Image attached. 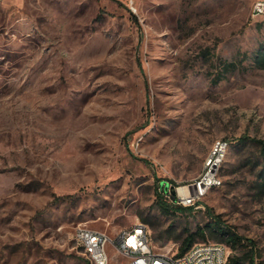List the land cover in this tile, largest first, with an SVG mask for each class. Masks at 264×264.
Segmentation results:
<instances>
[{
	"label": "rangeland",
	"instance_id": "1",
	"mask_svg": "<svg viewBox=\"0 0 264 264\" xmlns=\"http://www.w3.org/2000/svg\"><path fill=\"white\" fill-rule=\"evenodd\" d=\"M254 2L0 0V264H92L80 225L144 223L178 251L215 216L264 264ZM217 140L222 184L190 213H162L157 191L197 178Z\"/></svg>",
	"mask_w": 264,
	"mask_h": 264
},
{
	"label": "built area",
	"instance_id": "2",
	"mask_svg": "<svg viewBox=\"0 0 264 264\" xmlns=\"http://www.w3.org/2000/svg\"><path fill=\"white\" fill-rule=\"evenodd\" d=\"M252 11L254 16L264 14V0H255ZM226 148V141H216L202 173L192 182L178 187V204L198 207L210 189L222 184L219 171ZM180 187H187V191H180ZM75 237L92 264H110L113 256L122 257L123 264H230L229 247L224 243L197 242L184 253L163 250L155 245L144 223H137L113 234L80 225L76 228Z\"/></svg>",
	"mask_w": 264,
	"mask_h": 264
},
{
	"label": "trees",
	"instance_id": "3",
	"mask_svg": "<svg viewBox=\"0 0 264 264\" xmlns=\"http://www.w3.org/2000/svg\"><path fill=\"white\" fill-rule=\"evenodd\" d=\"M259 61L260 65L264 67V56L260 58ZM241 139L246 140L248 138L242 137ZM255 140L257 139H254L253 141ZM263 175L264 173L262 170L261 177H263ZM259 189L262 192L264 191V180L259 183ZM161 191L162 192L157 191L155 203L162 213L174 215L179 213H190L194 210L193 206H184L176 203V193L174 189L170 190V188L165 186L163 189L161 188ZM207 231L213 233L215 239L220 241V243H224L233 249L239 250L238 254H232L229 256L230 264H262V262L258 261L256 258L257 255L254 249L255 243L253 241L245 243L243 237L230 226L226 225L219 216L210 218L203 226H198L195 230H187L179 246L178 253L186 252L197 242L206 241L201 239H205V233Z\"/></svg>",
	"mask_w": 264,
	"mask_h": 264
},
{
	"label": "bare ground",
	"instance_id": "4",
	"mask_svg": "<svg viewBox=\"0 0 264 264\" xmlns=\"http://www.w3.org/2000/svg\"><path fill=\"white\" fill-rule=\"evenodd\" d=\"M180 191L186 192L187 191V187H180Z\"/></svg>",
	"mask_w": 264,
	"mask_h": 264
}]
</instances>
